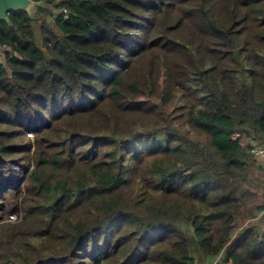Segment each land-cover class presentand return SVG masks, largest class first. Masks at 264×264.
Wrapping results in <instances>:
<instances>
[{"label":"trees","instance_id":"obj_1","mask_svg":"<svg viewBox=\"0 0 264 264\" xmlns=\"http://www.w3.org/2000/svg\"><path fill=\"white\" fill-rule=\"evenodd\" d=\"M32 1L0 22V264H264L232 138L264 145V0Z\"/></svg>","mask_w":264,"mask_h":264},{"label":"built area","instance_id":"obj_2","mask_svg":"<svg viewBox=\"0 0 264 264\" xmlns=\"http://www.w3.org/2000/svg\"><path fill=\"white\" fill-rule=\"evenodd\" d=\"M62 1H65V0H62ZM65 18H67V15H65ZM232 138L233 140L237 141L239 145L243 148L249 146L251 148V154L254 155L261 163L264 164V145H261L256 141L251 142L248 139L247 135L242 132L234 133ZM207 264H227L225 260V254L224 253L220 254L218 257L207 262Z\"/></svg>","mask_w":264,"mask_h":264},{"label":"water","instance_id":"obj_3","mask_svg":"<svg viewBox=\"0 0 264 264\" xmlns=\"http://www.w3.org/2000/svg\"><path fill=\"white\" fill-rule=\"evenodd\" d=\"M38 5L39 3L32 0H0V22H8V16L13 11L23 10L30 15ZM1 49L2 46L0 45Z\"/></svg>","mask_w":264,"mask_h":264},{"label":"rangeland","instance_id":"obj_4","mask_svg":"<svg viewBox=\"0 0 264 264\" xmlns=\"http://www.w3.org/2000/svg\"><path fill=\"white\" fill-rule=\"evenodd\" d=\"M259 179L263 182V186H264V177H263V176H260ZM263 189H264V187H263ZM263 189L259 190V191H260V194H262V193L264 192ZM261 203H263V198H261ZM248 216L251 217V218H254V217H259V214H257L256 209H255L254 207H251V208H249ZM11 221H12L14 224H17V223H19L21 220L18 219L17 217H13ZM7 222H8V221H7Z\"/></svg>","mask_w":264,"mask_h":264}]
</instances>
